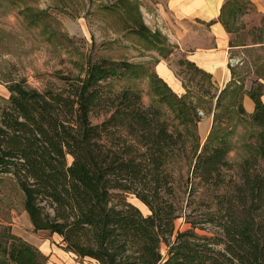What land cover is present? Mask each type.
Here are the masks:
<instances>
[{
  "label": "trees",
  "instance_id": "obj_1",
  "mask_svg": "<svg viewBox=\"0 0 264 264\" xmlns=\"http://www.w3.org/2000/svg\"><path fill=\"white\" fill-rule=\"evenodd\" d=\"M251 3L225 2L221 19L229 32ZM132 68L99 59L83 80L18 89L1 107L0 175L16 180L34 228L58 234L67 250L100 264H264V84L248 93L252 122L262 128L258 149L234 167L216 118L202 145L191 101L168 95L173 125L137 90L115 91L111 80ZM183 159L192 162L187 182L211 198L206 221L216 231L201 235L192 227L172 240L179 213L174 166ZM0 253L14 264H44L36 247L8 229L0 231Z\"/></svg>",
  "mask_w": 264,
  "mask_h": 264
},
{
  "label": "rangeland",
  "instance_id": "obj_2",
  "mask_svg": "<svg viewBox=\"0 0 264 264\" xmlns=\"http://www.w3.org/2000/svg\"><path fill=\"white\" fill-rule=\"evenodd\" d=\"M247 9L233 21L231 44L238 47L231 51L225 80L188 64L191 50L210 43L208 28L181 21L169 0H0V109L18 89H57L67 84L66 78L85 79L89 64L99 59L129 62L132 71L111 80L115 91L137 90L144 104H156L173 125L177 121L168 95L191 101L200 116L202 145L216 118L225 131L228 159L236 167L258 149L262 129L252 122L255 103L248 93L264 84V14L252 3ZM162 66L182 81L184 93H176L161 77ZM191 163L183 159L174 166L179 213L172 240L192 227L201 235L216 231L206 221L214 211L209 194L187 182ZM130 200L150 213L137 198ZM5 229L36 247L44 264H100L67 250L58 234L36 230L23 207V193L8 173L0 175V231ZM161 250L167 254L166 243ZM0 264L14 263L0 253Z\"/></svg>",
  "mask_w": 264,
  "mask_h": 264
},
{
  "label": "crops",
  "instance_id": "obj_3",
  "mask_svg": "<svg viewBox=\"0 0 264 264\" xmlns=\"http://www.w3.org/2000/svg\"><path fill=\"white\" fill-rule=\"evenodd\" d=\"M227 0H169L170 8L181 21H189L208 28L210 43L190 51L189 59L207 71L214 79H228V66L233 46L232 33L224 25L221 14ZM256 11L264 14V0H250ZM195 38L197 34L193 35ZM161 77L179 94L185 92L182 81L162 66Z\"/></svg>",
  "mask_w": 264,
  "mask_h": 264
}]
</instances>
